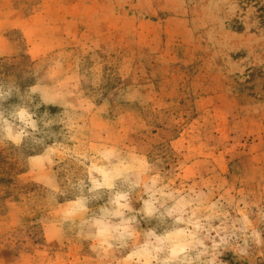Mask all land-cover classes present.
I'll return each mask as SVG.
<instances>
[{"label":"rangeland","instance_id":"1","mask_svg":"<svg viewBox=\"0 0 264 264\" xmlns=\"http://www.w3.org/2000/svg\"><path fill=\"white\" fill-rule=\"evenodd\" d=\"M0 93V264H264V0H0Z\"/></svg>","mask_w":264,"mask_h":264},{"label":"clouds","instance_id":"2","mask_svg":"<svg viewBox=\"0 0 264 264\" xmlns=\"http://www.w3.org/2000/svg\"><path fill=\"white\" fill-rule=\"evenodd\" d=\"M32 90L35 91V88H33ZM7 95H8V93H0V96L7 97ZM21 111H24V110H21ZM19 115H20L19 113L16 114L17 117H19ZM0 120H4V122L6 124L9 123V121L6 118H4L2 112H0ZM21 122H23L25 124V122L23 120H21ZM25 126L30 127L33 130L36 129V124H35L34 120H31L30 123L25 124ZM4 130L7 134L8 139L12 140L16 144L21 143L22 137L27 135V133L24 131V129H21V131L19 133H15V134L13 133V130H10L7 128Z\"/></svg>","mask_w":264,"mask_h":264}]
</instances>
